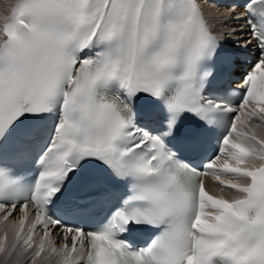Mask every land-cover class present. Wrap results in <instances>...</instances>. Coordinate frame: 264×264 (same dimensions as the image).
Masks as SVG:
<instances>
[{
	"label": "bare ground",
	"instance_id": "obj_1",
	"mask_svg": "<svg viewBox=\"0 0 264 264\" xmlns=\"http://www.w3.org/2000/svg\"><path fill=\"white\" fill-rule=\"evenodd\" d=\"M13 0H0V36L1 22L10 9ZM209 22L212 27L221 36H226L230 30H237L239 24L235 21V10L221 9L217 6L202 3ZM247 116H253L250 122L242 119L237 125V135L235 139L242 145L248 147L252 151V157L249 162L243 166L244 169L250 170L257 168L264 161V113H257L248 110ZM235 188L245 186L249 183L246 176H241L238 180L232 182ZM229 199L241 198L244 196L242 190L231 192L227 195ZM14 218H10L0 223V264H59L53 257L35 256L32 250L21 248L15 243L14 238Z\"/></svg>",
	"mask_w": 264,
	"mask_h": 264
}]
</instances>
